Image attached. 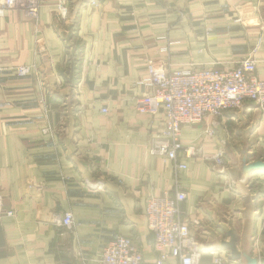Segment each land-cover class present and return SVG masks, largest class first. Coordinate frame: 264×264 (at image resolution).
Returning a JSON list of instances; mask_svg holds the SVG:
<instances>
[{
	"label": "crops",
	"instance_id": "obj_1",
	"mask_svg": "<svg viewBox=\"0 0 264 264\" xmlns=\"http://www.w3.org/2000/svg\"><path fill=\"white\" fill-rule=\"evenodd\" d=\"M59 1L44 0L36 18L17 7L0 15V264H96L118 234L153 264L146 200L176 179L186 191L182 217L202 247L197 264L214 255L245 264L221 246L229 231L238 250L264 264V171L241 172L244 155L264 159L259 108L247 102L183 126L182 144L198 151H178L186 167L176 169L148 153L164 112L136 106L150 60L230 69L257 47L264 78V0H65L66 18ZM23 65L30 71L17 75ZM65 211L73 231L59 224Z\"/></svg>",
	"mask_w": 264,
	"mask_h": 264
},
{
	"label": "built area",
	"instance_id": "obj_2",
	"mask_svg": "<svg viewBox=\"0 0 264 264\" xmlns=\"http://www.w3.org/2000/svg\"><path fill=\"white\" fill-rule=\"evenodd\" d=\"M43 1L0 0V15L5 8L17 7L25 16L36 18ZM90 4L99 5L96 0H91ZM57 7L60 16L66 18L69 14L66 1H59ZM256 49L254 47L230 69L194 65L170 69L165 63L147 62V76L142 81L147 91L136 98V106L140 112L150 115L162 110L165 116L160 133L148 145V153L164 157L172 161L176 169H182L186 166L178 162V151L183 150L186 156L198 151L192 145L182 144L180 136L183 126L205 117H217L238 110L247 102L256 105L264 116V78L256 74L253 57ZM14 71L23 76L30 71V67L17 66ZM204 133L214 136V129L208 127ZM215 158L220 162V153ZM185 198L186 191L177 179L173 190L165 191L161 196L147 197L144 218L154 236L156 258L153 264H197L200 259L201 244L191 235L189 223L182 217L181 202ZM59 224L71 231L75 229L76 222L71 211H65L59 217ZM258 259L261 256L258 255ZM230 262L231 259L224 261L221 256L214 255L213 264ZM96 264L147 263L134 239L118 234L103 246Z\"/></svg>",
	"mask_w": 264,
	"mask_h": 264
},
{
	"label": "water",
	"instance_id": "obj_3",
	"mask_svg": "<svg viewBox=\"0 0 264 264\" xmlns=\"http://www.w3.org/2000/svg\"><path fill=\"white\" fill-rule=\"evenodd\" d=\"M257 171H264V159H256L253 161H249L247 156L244 155L241 159L242 174L247 175ZM221 246L229 251L230 257L234 260L243 259L245 261V264H260V260L257 257H254L246 252H241L237 249L236 238L232 231H229V240L222 241Z\"/></svg>",
	"mask_w": 264,
	"mask_h": 264
},
{
	"label": "trees",
	"instance_id": "obj_4",
	"mask_svg": "<svg viewBox=\"0 0 264 264\" xmlns=\"http://www.w3.org/2000/svg\"><path fill=\"white\" fill-rule=\"evenodd\" d=\"M80 49H81V45L76 40L74 50L72 51V53L68 57V67H69L68 70L70 73H72V71L76 70V66H77V63L79 61V57L81 54Z\"/></svg>",
	"mask_w": 264,
	"mask_h": 264
},
{
	"label": "rangeland",
	"instance_id": "obj_5",
	"mask_svg": "<svg viewBox=\"0 0 264 264\" xmlns=\"http://www.w3.org/2000/svg\"><path fill=\"white\" fill-rule=\"evenodd\" d=\"M68 69H69V67L67 66V67L65 68V70H66V71H69ZM72 72H73V71H72ZM75 72H76V71H75Z\"/></svg>",
	"mask_w": 264,
	"mask_h": 264
}]
</instances>
